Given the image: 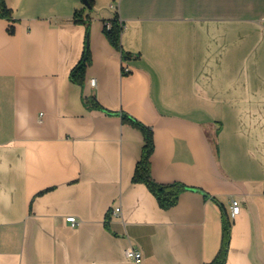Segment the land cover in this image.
I'll return each mask as SVG.
<instances>
[{"label":"crops","instance_id":"obj_1","mask_svg":"<svg viewBox=\"0 0 264 264\" xmlns=\"http://www.w3.org/2000/svg\"><path fill=\"white\" fill-rule=\"evenodd\" d=\"M91 1L5 0L0 264H204L224 211V264H264V0ZM122 113L153 130V178L188 186L170 207L134 180L145 135Z\"/></svg>","mask_w":264,"mask_h":264},{"label":"trees","instance_id":"obj_2","mask_svg":"<svg viewBox=\"0 0 264 264\" xmlns=\"http://www.w3.org/2000/svg\"><path fill=\"white\" fill-rule=\"evenodd\" d=\"M89 2L90 4L92 3L91 0H89ZM0 16L6 18L12 17V11L6 5L5 0H0ZM75 20L77 22H82L86 24L87 37H86V47H85L84 55L81 58V60L77 63V65L73 68L70 76L74 82L83 83L87 66L91 61L90 48H89L90 19L87 17H83L82 12H76ZM110 21L112 22V26L110 28L105 26V34L107 35L108 39L113 44V46L123 51V57L128 58L130 54L126 53L121 45V33L123 30V24L119 20V15L116 14L115 17ZM87 105L89 107L103 109V107L99 104L95 96H92L91 98L87 99ZM121 115L123 120L131 121L134 122L135 124L141 125L145 135V144L143 147V153L141 159L137 163L134 174V180L145 182L147 186L151 189V191L157 196L161 206L165 208L170 207L171 205L177 202L181 191L183 189H186L188 186L180 182L163 184L157 182L153 178L151 171V155L154 151L155 143H154V134L152 128L147 127L144 124H141L138 120L134 119L129 114L122 113ZM223 216H224L223 237H222L221 248L213 260L206 262L204 264H224L227 260L230 238H231L232 223L229 217L227 216V214L225 213V211Z\"/></svg>","mask_w":264,"mask_h":264},{"label":"built area","instance_id":"obj_3","mask_svg":"<svg viewBox=\"0 0 264 264\" xmlns=\"http://www.w3.org/2000/svg\"><path fill=\"white\" fill-rule=\"evenodd\" d=\"M112 6H114V5H112ZM105 26L110 28L112 26V22L110 20L107 21L105 23ZM124 70L128 71V67L125 66ZM91 83L93 85H95L96 84V79L92 78L91 79ZM240 208H241V206L238 203V201L235 198H233V200H232V213H233V215L237 214L240 211ZM114 211L119 213L121 211V208L118 206V207L115 208ZM67 219H68V221L72 222L73 224L77 223V217L76 216H73V215L72 216H68ZM126 255L129 258L133 259L137 263H139L142 260V253L140 251H138L137 249H135L133 246H128L126 248Z\"/></svg>","mask_w":264,"mask_h":264},{"label":"water","instance_id":"obj_4","mask_svg":"<svg viewBox=\"0 0 264 264\" xmlns=\"http://www.w3.org/2000/svg\"><path fill=\"white\" fill-rule=\"evenodd\" d=\"M83 2H84L88 7H91V4H90L89 0H83Z\"/></svg>","mask_w":264,"mask_h":264}]
</instances>
